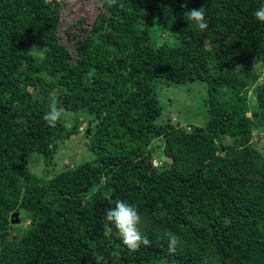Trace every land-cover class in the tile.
Masks as SVG:
<instances>
[{"label":"trees","instance_id":"trees-1","mask_svg":"<svg viewBox=\"0 0 264 264\" xmlns=\"http://www.w3.org/2000/svg\"><path fill=\"white\" fill-rule=\"evenodd\" d=\"M104 2L66 39L61 0H0V264H264V0H187L204 31L185 0ZM160 81L206 84L207 124L162 123ZM81 122L94 158L40 177ZM117 200L148 246L108 231Z\"/></svg>","mask_w":264,"mask_h":264},{"label":"rangeland","instance_id":"rangeland-1","mask_svg":"<svg viewBox=\"0 0 264 264\" xmlns=\"http://www.w3.org/2000/svg\"><path fill=\"white\" fill-rule=\"evenodd\" d=\"M61 12L63 21V30L61 34L64 38H70V32L75 31L71 28V24L78 23L79 20L83 19L82 23L78 27V32L81 33V28L88 27L91 23L96 13L101 10L104 1L108 0H61ZM69 32V33H68ZM68 35V36H67ZM166 36V37H165ZM164 42L173 44L175 42L174 35H166ZM239 68V67H238ZM258 68V67H256ZM165 81V80H164ZM163 83V84H162ZM156 91L158 93V99L163 107V116L161 122L172 121L174 124H178L184 127L187 131H191L193 126H204L207 124L209 119L208 114V92L207 85L203 83H191V84H170L169 86L163 81L155 83ZM251 96V94H250ZM254 101V97H252ZM65 117V113L61 114ZM74 114H71L68 118L74 121ZM81 122L79 128V134L71 137L70 140L64 142L57 153L55 154L53 164L47 165L45 161L40 158L39 155L33 154L29 160V164L34 171L39 172L40 177L46 179H51L68 163L71 164H81L84 161H90L94 158L93 154L88 152L86 139L83 136V130L87 127V122ZM83 128V130H81ZM225 144L231 142L230 138L225 136L222 140ZM156 155L162 154L161 143H156L154 145ZM40 160V161H38ZM162 162L169 161L167 158L161 159ZM38 174V175H39ZM19 221H21L22 216H18ZM28 224V220L25 221L24 227Z\"/></svg>","mask_w":264,"mask_h":264},{"label":"clouds","instance_id":"clouds-1","mask_svg":"<svg viewBox=\"0 0 264 264\" xmlns=\"http://www.w3.org/2000/svg\"><path fill=\"white\" fill-rule=\"evenodd\" d=\"M108 2L115 4L116 0H108ZM181 7L187 9L183 15L187 16L189 21H194L198 30L204 31L208 28L202 7L199 9H189L187 7V0L181 4ZM253 16L257 21L264 23V3H261L254 11ZM61 113L62 110L58 109L53 101L50 105V110L44 114L43 120L49 127H55L61 117ZM83 123L86 124V122ZM106 219L110 222L108 231L111 232V225H114L122 244L129 250L136 251L141 245L148 246L150 244L149 239L141 234L138 227L141 223V216L134 205L117 200L115 201V206L107 211ZM164 235L168 240L169 253H175L177 246L180 244L179 237L171 231L166 232Z\"/></svg>","mask_w":264,"mask_h":264},{"label":"water","instance_id":"water-1","mask_svg":"<svg viewBox=\"0 0 264 264\" xmlns=\"http://www.w3.org/2000/svg\"><path fill=\"white\" fill-rule=\"evenodd\" d=\"M18 216H19V213L18 212L14 213L12 215V222H13V224H18L20 222L19 219H18Z\"/></svg>","mask_w":264,"mask_h":264}]
</instances>
